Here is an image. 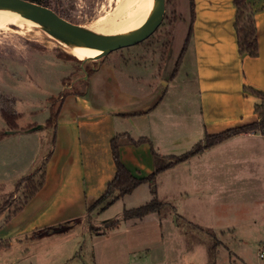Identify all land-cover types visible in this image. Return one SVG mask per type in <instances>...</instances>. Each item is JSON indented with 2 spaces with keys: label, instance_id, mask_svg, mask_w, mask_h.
Masks as SVG:
<instances>
[{
  "label": "rangeland",
  "instance_id": "obj_1",
  "mask_svg": "<svg viewBox=\"0 0 264 264\" xmlns=\"http://www.w3.org/2000/svg\"><path fill=\"white\" fill-rule=\"evenodd\" d=\"M55 1L68 20L92 29L121 3V0H54V4ZM189 4L190 0H166L163 21L151 36L139 44L108 53L119 73L101 89L109 98L104 99V108L140 110L145 99H151V104L158 100L159 92L171 82V74L180 60L190 26ZM67 48L44 28L11 24L0 30V94L17 98L15 109L22 115L18 124H26L31 119L44 121L60 108L64 98L67 101L61 122L70 121L73 109L79 108L75 105L76 97L71 95L78 90L70 88L67 82L73 80L81 68L92 72L95 60L80 59ZM184 56L176 73L179 75L177 86L183 93L175 92L183 94L184 110L180 117L174 115L170 124L166 116L160 114L162 110L172 109L169 102L164 103L152 127L160 137L165 128L168 132H181L182 143L168 152L175 155L187 151L194 140L202 138L199 110L194 100L196 92L186 87L190 82L186 79L187 72L195 79L193 66L187 59L182 69ZM129 59L132 63L127 64ZM72 67L77 71L68 76ZM122 71H131L135 81H142L141 85L122 82ZM90 81V77L80 80L77 86L84 85L85 91ZM94 94L92 89L89 95L84 92L85 99H94ZM131 125L135 126L133 122ZM136 125L144 134L151 132L146 123ZM7 127L8 122L0 115V131ZM49 128L35 130L44 132L46 137L43 135L39 152L28 161L27 168L14 169L4 163V147H0V205L16 190L23 176L40 167L53 150L51 141L55 131L54 127ZM125 144H129L128 139L121 141V149ZM135 152L131 163L140 170V176L150 173L161 162L152 155L149 143H142ZM158 190L165 204L160 211L148 213L143 219L125 220L123 213L153 198L148 182L104 210L98 208L92 217L76 211L78 214L73 213V217L64 221L66 231L51 232L42 228L35 234L33 230L19 233L21 226L17 221H24L25 217L22 214L15 219L12 212L23 201L24 188H21L13 197V206L0 213V264H264V258L259 257L264 238L263 138L236 139L211 153H203L192 163L162 171L158 176ZM116 219L120 221L116 227H104ZM93 226L104 232H98Z\"/></svg>",
  "mask_w": 264,
  "mask_h": 264
},
{
  "label": "crops",
  "instance_id": "obj_2",
  "mask_svg": "<svg viewBox=\"0 0 264 264\" xmlns=\"http://www.w3.org/2000/svg\"><path fill=\"white\" fill-rule=\"evenodd\" d=\"M250 1L254 5V9L257 10L255 22L259 39V54L256 57L241 56L239 53L235 29L236 6L234 5V0H194L195 18L192 22L193 31L191 42L184 56L182 69L188 59L193 66L192 75L195 76V79L191 78L190 72H187L186 79L190 80V82L186 87L191 88L194 93L196 92L194 100L197 110H199L201 127L199 135H202L200 140L207 134L223 132L231 127L255 122L260 118L255 107L261 102V99L254 93L244 89V86L264 91V0ZM108 57L109 54L99 60H95L93 64L95 69L92 72H83V68L77 71L74 67L67 72L69 76L77 71V75L72 78L73 80L68 81L67 85L70 88L73 86L79 91L71 93V95L73 94L76 97L75 105L79 108L73 109L74 112L70 116V118L72 117L70 121L61 122V114L67 98H64L61 102L57 123L54 127V137L50 135L52 136L51 142H54V147L50 158L46 162L45 183L24 207L14 215L15 219H19L22 214L25 217H23L24 221H17V225L21 226L19 233H25L30 230L36 233L37 229L59 225V223L78 214L75 213L78 210L86 217H92L91 214L94 211L98 208L100 210L102 205L93 208V210H91V207L100 197L106 194L110 183L116 176L117 164L114 160L112 146V140L115 136L129 133L135 140L148 137L151 141L149 145H151L152 155V146L159 153L173 154L168 152L174 151L182 143L181 132L179 134L177 131L175 133L168 132L163 125L162 127L165 130L162 137H160L155 128H152L159 115L158 110H160V106L164 108V103L169 102L172 107L170 110L166 109L168 112L165 110L160 112L161 116H166V121L169 120V123L172 124L174 115L181 116L184 110L182 105L184 102L183 94H175V92L183 93L182 89L177 86L179 75L171 78V82L167 83V88L160 91L161 93L159 92L161 96L158 97L155 103L151 104V99H145L139 108L140 110L125 109L121 111L116 106H110L106 109L103 107L106 105V100L104 101V99L108 97L106 98L103 95L104 93L101 92V89L105 88L109 81L114 79L117 72L119 73L114 60ZM133 62L137 63L135 60ZM129 63H132V60L129 59L127 64ZM122 74H124L121 78L122 82L124 81L130 86L135 83L141 85L142 81H135L136 77L131 74V71H125ZM89 77L91 81L87 84L88 86L86 85L85 91L84 85L77 86L80 80L88 79ZM129 85L128 87H130ZM170 85L171 88H169ZM90 89L96 93L92 100L85 99L84 96V92L89 95ZM132 92L136 93V91ZM173 93L175 96L172 95ZM129 103L132 102L129 101ZM114 104L120 107L118 103ZM50 117L47 116L40 123L46 124ZM131 122L135 125L133 128ZM136 123L139 125L146 123L151 129V132L148 133L149 135L144 134V131L140 130L141 128H138ZM37 124L39 122L32 119L26 124H18L19 129L24 130L9 133L0 140V147H4L2 151V155L5 157L4 163L9 164L14 169L21 166L28 167V161H32L37 156L40 149L39 145L42 139L46 137L44 132L37 133L35 130H25ZM44 127H47V125L41 128ZM19 133H23V135L15 136V134L18 135ZM245 137L264 139V132H245L235 135L227 141L206 149L168 169L177 168L183 163H192L194 158L205 152L211 153L212 150L218 147H223L233 140ZM200 140H194L191 148ZM22 141L24 142L23 144H21ZM128 143L122 145L121 160L134 175L143 177L144 175L140 176L138 174L140 170L131 163L135 159V149L142 144L134 145L129 140ZM163 148L165 150H162ZM249 151L252 155L253 149L251 145ZM18 216L19 218H17ZM22 225L24 226L22 227Z\"/></svg>",
  "mask_w": 264,
  "mask_h": 264
},
{
  "label": "trees",
  "instance_id": "obj_3",
  "mask_svg": "<svg viewBox=\"0 0 264 264\" xmlns=\"http://www.w3.org/2000/svg\"><path fill=\"white\" fill-rule=\"evenodd\" d=\"M31 1H37L41 4H44L46 6H50L51 8H54L55 11H57L61 16L65 17L62 8L60 7V4L55 1V4L53 3L54 0H31ZM234 5L236 6V18H235V29L237 34V40H238V48L239 53L241 56L243 55H249L252 57H256L259 54V39L257 37V25L255 22V13L256 9H254V5H252L250 0H234ZM189 7L191 9V15H190V27L189 31L187 33V36L185 38V43L183 46V49L181 51V54L178 59L181 60L182 56L185 55L188 46L190 44L191 35L193 31V20L195 18V7H194V0H190ZM180 60L177 61V64L171 74L172 78H175V75L177 73V67L178 63H180ZM90 72V70H89ZM244 89L247 91H250L257 95L261 102L256 105V112L259 113V120L251 123H247L245 125L236 126L228 128V130H225L223 132L219 133H213V134H207L202 140L195 143L194 147L179 153L177 155L175 154H162L156 151L154 149V146H152L153 155L156 158L157 162L158 160L161 162L157 163V166L155 169L149 173L148 175H144L143 177H139L134 175L131 170L122 162L121 160V141L122 139L127 138L131 143L134 145H140L142 142H148L151 144V141L148 137H142L138 140L133 139L129 133H125L122 135H117L112 140V146H113V155L115 163L117 164V173L115 178L112 180V182L109 185V189L100 199L91 207V210L93 208H96L99 205H102L100 210H104L107 208L112 202L115 200L126 196V194L132 193L136 188H138L140 185H142L144 182H148L150 184V191L152 195V199L144 203V205L134 208H129L124 211L123 213V219H143L144 216L148 215V213H151L153 211H160L163 205L165 204L162 200H160L158 196V185H157V176L160 174L161 171L166 170L168 168H172L176 166L178 163L184 162L191 157H194V155H197L201 152H203L206 149H209L215 145H218L224 141H227L229 138L245 133V132H252V133H262L264 132V91H258L254 90L251 87L244 86ZM17 98L14 97H8L3 96L0 94V115L8 122L9 127L7 129H15L19 128V125L17 121L22 116L20 113H18L15 109ZM60 109V108H59ZM52 111L51 117L47 121L46 125L47 127H55L57 123V116L58 111ZM6 129V130H7ZM4 131H0V140L5 138L6 135L9 133ZM54 143V142H53ZM52 154V151H50L46 158L42 161V165L38 167L35 171L32 173L23 176V178L18 182L17 188L15 191H12L10 193V197L6 199V201L0 205V213L3 212L8 207L13 206V197L14 195L21 189L24 188V198L23 201H21L20 204H17L16 207L13 209V213H17L20 211L24 205L29 201V199L34 196L37 191L40 189V187L45 183V170L46 165H43L47 162V160L50 158ZM117 192V193H116ZM119 220H110L105 224V228H114L119 224ZM63 223H59V225H56L54 227H49L47 230H51L52 232L54 230H61L66 231L67 228L63 226ZM65 228V229H64ZM98 232L103 233L104 229H100L99 227H94ZM36 234V233H35ZM215 246V244H214Z\"/></svg>",
  "mask_w": 264,
  "mask_h": 264
},
{
  "label": "water",
  "instance_id": "obj_4",
  "mask_svg": "<svg viewBox=\"0 0 264 264\" xmlns=\"http://www.w3.org/2000/svg\"><path fill=\"white\" fill-rule=\"evenodd\" d=\"M15 11L25 12L28 15L38 17L39 22L46 28L47 32L54 35L56 39L69 48L83 51L87 54L99 51L103 52L104 57L108 53L122 49V47L139 44V42L151 36L160 26L166 13V0H157L154 9L144 21L139 29L134 33L122 34L121 36H113L104 34L92 28H86L72 22L61 16L54 8L46 6L37 1L31 0H0V6ZM82 47H84L82 49ZM99 60L88 55L86 60ZM84 71H86L84 69ZM39 123L25 130L33 131L45 126ZM24 130V129H22ZM19 128L7 129L8 133H16L22 131Z\"/></svg>",
  "mask_w": 264,
  "mask_h": 264
},
{
  "label": "bare ground",
  "instance_id": "obj_5",
  "mask_svg": "<svg viewBox=\"0 0 264 264\" xmlns=\"http://www.w3.org/2000/svg\"><path fill=\"white\" fill-rule=\"evenodd\" d=\"M156 1L157 0H121V3H118L119 5L116 10L113 13L104 16L102 22L96 24L93 29L113 36L134 33L139 29L141 24L147 20L156 5ZM11 24L16 25L17 27L44 28L39 22L37 16L34 17L25 12L11 10L6 6L1 5L0 30L9 27ZM44 29L46 30V28ZM49 35L51 34L49 33ZM51 36L54 38V35ZM83 48L84 47H82V49ZM67 50L69 53L76 55L80 59L88 57V55H92L95 59H101L104 57L103 52L99 51L87 54L83 51L69 47Z\"/></svg>",
  "mask_w": 264,
  "mask_h": 264
},
{
  "label": "built area",
  "instance_id": "obj_6",
  "mask_svg": "<svg viewBox=\"0 0 264 264\" xmlns=\"http://www.w3.org/2000/svg\"><path fill=\"white\" fill-rule=\"evenodd\" d=\"M262 247L260 248V251H259V257L260 258H264V238H263V241H262Z\"/></svg>",
  "mask_w": 264,
  "mask_h": 264
}]
</instances>
